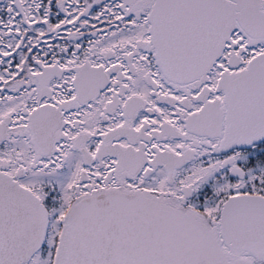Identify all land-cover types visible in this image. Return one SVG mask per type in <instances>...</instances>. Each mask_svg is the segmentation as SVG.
<instances>
[{"label":"snow or ice","instance_id":"snow-or-ice-1","mask_svg":"<svg viewBox=\"0 0 264 264\" xmlns=\"http://www.w3.org/2000/svg\"><path fill=\"white\" fill-rule=\"evenodd\" d=\"M0 264H264V0H0Z\"/></svg>","mask_w":264,"mask_h":264}]
</instances>
